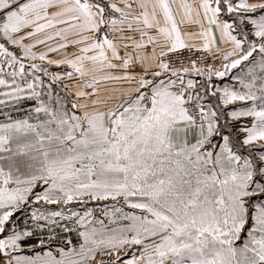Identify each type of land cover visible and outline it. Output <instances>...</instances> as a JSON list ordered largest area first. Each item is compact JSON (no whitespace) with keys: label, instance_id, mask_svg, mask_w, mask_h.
I'll return each mask as SVG.
<instances>
[{"label":"snow or ice","instance_id":"6c2138e0","mask_svg":"<svg viewBox=\"0 0 264 264\" xmlns=\"http://www.w3.org/2000/svg\"><path fill=\"white\" fill-rule=\"evenodd\" d=\"M0 264H264V0H0Z\"/></svg>","mask_w":264,"mask_h":264},{"label":"rangeland","instance_id":"374dc122","mask_svg":"<svg viewBox=\"0 0 264 264\" xmlns=\"http://www.w3.org/2000/svg\"><path fill=\"white\" fill-rule=\"evenodd\" d=\"M91 206V205H90Z\"/></svg>","mask_w":264,"mask_h":264}]
</instances>
